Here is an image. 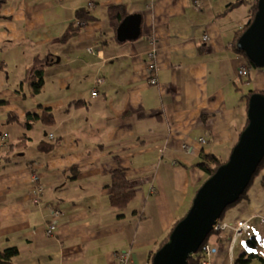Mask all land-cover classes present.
<instances>
[{
	"label": "crops",
	"instance_id": "crops-1",
	"mask_svg": "<svg viewBox=\"0 0 264 264\" xmlns=\"http://www.w3.org/2000/svg\"><path fill=\"white\" fill-rule=\"evenodd\" d=\"M4 1L0 133L12 141L25 128L8 121L10 114L24 118L45 106L53 107L57 121L38 122L26 148L0 158V250L17 245L18 264H123L124 250L132 256L126 264H150L151 251L208 178L197 163L204 153L229 157L248 118L246 94L264 90L263 69L238 75L248 60L232 47L248 9L245 19L233 20L232 11L221 14L233 0ZM92 1L97 17L70 43H60L76 9ZM113 3H126L128 15L140 17L137 37L119 36L120 24L107 14ZM150 36L158 47V83L149 82L146 67ZM37 55L51 61L44 90L34 95L25 76ZM100 76L104 82L93 95ZM238 78L250 81L246 90ZM75 100L86 103L70 107ZM50 133L61 143L43 153L37 144ZM116 167L126 168L137 190L124 209L109 196ZM36 175L44 185L39 202ZM263 177L264 168L249 197L222 220L249 219L252 228L235 242L231 227L215 231L208 242L217 248L212 264H233L251 249L264 256ZM55 208L61 209L58 226L48 234Z\"/></svg>",
	"mask_w": 264,
	"mask_h": 264
},
{
	"label": "water",
	"instance_id": "water-1",
	"mask_svg": "<svg viewBox=\"0 0 264 264\" xmlns=\"http://www.w3.org/2000/svg\"><path fill=\"white\" fill-rule=\"evenodd\" d=\"M140 25L138 15H128L120 23L118 34L123 39L137 37ZM238 46L256 66L264 68V0H260L259 10L240 36ZM248 119L229 157L198 189L188 212L156 251L153 264H188L190 257L216 229L225 209L237 201L250 184L264 159V91L251 95Z\"/></svg>",
	"mask_w": 264,
	"mask_h": 264
},
{
	"label": "trees",
	"instance_id": "trees-1",
	"mask_svg": "<svg viewBox=\"0 0 264 264\" xmlns=\"http://www.w3.org/2000/svg\"><path fill=\"white\" fill-rule=\"evenodd\" d=\"M5 2L4 0H0V4ZM249 3V12L247 14V19L244 20L242 24L236 27V33L235 38L232 42V47L244 54L248 60V66L254 67L256 66L253 61L248 57L245 50L239 48L238 41L240 36L243 34V32L247 29V27L251 24V22L254 20L256 13L259 10V3L260 0H233L230 3H228L227 8L224 12L221 14H227L229 11H232L236 6L242 4V3ZM92 6H82L76 9V18L68 23V25L64 28L60 36L58 37V40L60 43L67 44L70 43L74 38H76L83 30L84 24L94 20L97 16L93 9H91ZM129 13V7L126 3H113L108 6L107 8V14L108 18L114 22V25H119L122 20L128 15ZM52 58V57H50ZM49 56H40L37 55L34 59V62L28 66L25 80L28 81L31 85V92L34 95L40 94L45 87L46 84V76H45V70L46 66L49 64ZM0 67L4 68V63L0 62ZM256 91H264V90H258V89H250L249 92L246 94V101L247 105L249 107V101L251 95ZM2 102H5L4 100H0ZM83 103H86L84 100H75L70 103V107L73 106H79ZM56 112L54 111L53 107L51 106H45L43 110L38 112H28L27 116L24 118H20L17 114L12 113L10 114L8 121H17L19 122L24 128L25 131L20 134L17 138L12 139V141L9 142V134L8 133H0V158L5 156L7 159L11 158V153H13L16 150L26 148L31 140V130L36 126V124L39 122L43 123L45 126H51L56 123ZM249 119L247 118L246 123L244 127L248 124ZM61 137L54 136L53 138L46 137L38 142L37 147L38 150H40L43 153H51L54 151V149L61 143ZM7 144V146H6ZM4 150H6L4 152ZM227 159H224L222 156L210 152V153H204L203 159L199 161L197 164L201 166L205 170V172L209 175L213 174L218 167L224 163ZM264 168V159L260 163L259 167L257 168L250 184L244 191V193L241 195V197L235 201L234 203L230 204L225 211L223 212V215L220 219V222H223V218L227 212V210L232 207L233 205L240 202L243 198H248L249 193L248 190L250 188V185L252 184L254 178L260 174V172ZM111 183H110V201L113 206L119 209H124L127 207L132 199H134L137 195V190L133 186L126 168L123 167H116L113 169L112 177H111ZM263 183H264V177H263ZM182 218V217H181ZM179 218L173 226L171 227L168 234L161 240L158 247L156 249H153L150 253L149 261L150 264H153V259L156 254V251L163 246V244L169 239L170 234L175 227V225L178 223V221L181 219ZM222 228L218 227L214 231H212L204 243L201 245L199 250L193 254V256L190 257L188 264H201V261L203 257L205 256V253L203 252V246L209 242L210 236L215 231H221ZM252 246L258 247V244L255 242H251ZM252 250V249H251ZM249 250L247 253L241 255L240 257L236 258L233 264H251L254 261H259L261 264H264V256L263 254H260L258 250ZM20 249L17 245L8 246L4 249L0 250V264H18L16 257L19 254Z\"/></svg>",
	"mask_w": 264,
	"mask_h": 264
},
{
	"label": "built area",
	"instance_id": "built-area-1",
	"mask_svg": "<svg viewBox=\"0 0 264 264\" xmlns=\"http://www.w3.org/2000/svg\"><path fill=\"white\" fill-rule=\"evenodd\" d=\"M94 2H90V6H93ZM205 38H208V35H205ZM150 41V48L146 50L147 53V70L149 73V82L150 83H158L159 82V76H158V68H159V63H158V47L156 43V37L155 36H150L149 38ZM91 51H95V46L90 47ZM249 74V68L247 65H243L239 68L238 75L239 76H247ZM104 82V77L100 76L97 77L94 80V85L91 88V92L93 95L98 94V87ZM50 137H54V133H50ZM202 140H205L204 137H201ZM34 182H35V200L40 201L42 191L44 188L43 183H41L38 180V176L36 175L34 177ZM61 214V209L60 208H55L50 215V222L47 228L48 234H51L55 231V229L58 226L57 219ZM218 227H231L234 230V236L233 240L234 242L238 239L239 236L243 235L244 232L250 230L252 228V222L249 219H239L234 223H225V222H219V224L216 226ZM217 251V248L215 246L210 245V243H206L203 246V252L205 253V256L203 257L201 264H212V256L214 253ZM120 258L123 264H126L132 259L131 252L124 250L120 252Z\"/></svg>",
	"mask_w": 264,
	"mask_h": 264
},
{
	"label": "rangeland",
	"instance_id": "rangeland-1",
	"mask_svg": "<svg viewBox=\"0 0 264 264\" xmlns=\"http://www.w3.org/2000/svg\"><path fill=\"white\" fill-rule=\"evenodd\" d=\"M249 3H246V2H244V3H242V4H240V5H238V6H236L233 10H232V15H233V20H237V19H239V18H241V17H244V19L246 18V14H247V12L249 11ZM247 9H248V11H247ZM254 68H258V69H263V71H264V68L263 67H258V66H254V67H252V69H254ZM262 80H264V76H263V74H260L259 76H258V81H262ZM237 82H238V84H239V86L241 87V88H243L244 90H246L245 89V86L247 85V84H249V82L250 81H247V80H245V79H242V78H238L237 79ZM209 177V176H208ZM256 178H257V176L254 178V180H253V182H252V184L250 185V188H249V190H248V193H251V191H252V187L254 186V184H255V180H256ZM243 199H246V198H243ZM242 199V200H243ZM241 200V201H242ZM253 250V249H252ZM251 250V251H252ZM251 264H254V262H252Z\"/></svg>",
	"mask_w": 264,
	"mask_h": 264
},
{
	"label": "clouds",
	"instance_id": "clouds-1",
	"mask_svg": "<svg viewBox=\"0 0 264 264\" xmlns=\"http://www.w3.org/2000/svg\"><path fill=\"white\" fill-rule=\"evenodd\" d=\"M248 66V65H247ZM248 68H249V66H248ZM249 75V74H248Z\"/></svg>",
	"mask_w": 264,
	"mask_h": 264
}]
</instances>
